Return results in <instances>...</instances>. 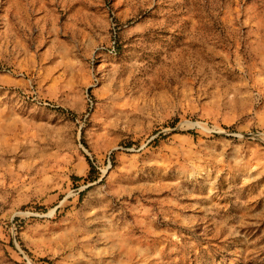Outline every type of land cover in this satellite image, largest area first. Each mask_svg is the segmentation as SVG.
I'll return each instance as SVG.
<instances>
[{
  "label": "rangeland",
  "instance_id": "1",
  "mask_svg": "<svg viewBox=\"0 0 264 264\" xmlns=\"http://www.w3.org/2000/svg\"><path fill=\"white\" fill-rule=\"evenodd\" d=\"M0 264H264V0H0Z\"/></svg>",
  "mask_w": 264,
  "mask_h": 264
},
{
  "label": "built area",
  "instance_id": "2",
  "mask_svg": "<svg viewBox=\"0 0 264 264\" xmlns=\"http://www.w3.org/2000/svg\"><path fill=\"white\" fill-rule=\"evenodd\" d=\"M115 40L114 41H112V46H111V49L114 51L115 50Z\"/></svg>",
  "mask_w": 264,
  "mask_h": 264
},
{
  "label": "trees",
  "instance_id": "3",
  "mask_svg": "<svg viewBox=\"0 0 264 264\" xmlns=\"http://www.w3.org/2000/svg\"><path fill=\"white\" fill-rule=\"evenodd\" d=\"M92 168H94V166L91 164ZM91 179H95L94 177H92Z\"/></svg>",
  "mask_w": 264,
  "mask_h": 264
}]
</instances>
